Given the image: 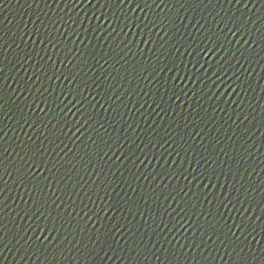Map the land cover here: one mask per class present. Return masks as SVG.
<instances>
[{"label": "water", "instance_id": "95a60500", "mask_svg": "<svg viewBox=\"0 0 264 264\" xmlns=\"http://www.w3.org/2000/svg\"><path fill=\"white\" fill-rule=\"evenodd\" d=\"M0 264H264V0H0Z\"/></svg>", "mask_w": 264, "mask_h": 264}]
</instances>
